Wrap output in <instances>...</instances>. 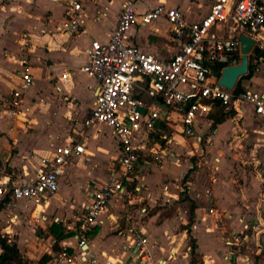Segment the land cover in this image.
<instances>
[{
  "label": "crops",
  "instance_id": "obj_1",
  "mask_svg": "<svg viewBox=\"0 0 264 264\" xmlns=\"http://www.w3.org/2000/svg\"><path fill=\"white\" fill-rule=\"evenodd\" d=\"M69 1L0 0V186L35 178L44 169L43 161L52 160L59 147L81 141L86 147L84 155L67 163L59 190L47 203L36 205L0 196V233L11 235L9 230L17 226L20 233L10 242L24 249L29 246L32 229L35 245L47 239L43 255L50 256L55 253L51 245L55 240L59 247L66 245L71 252H80V219L94 190L109 181L112 171L118 168L120 157L111 129L99 125L88 130L84 126L100 84L82 68L88 61L85 51L92 41L110 40L126 0H88L84 25L77 33L62 30ZM162 1L194 23L208 15L216 0H137L136 11L144 14ZM23 35L29 37L24 49ZM126 42L161 60L177 53L165 19L148 25L138 22L128 32ZM22 59L28 61L35 82L24 97V116L12 119L5 109L10 93L20 83ZM261 59L251 82L243 85L264 94V57ZM66 71L70 78L63 80ZM219 107L222 106L216 105L208 117L199 121L194 138L186 137L176 121L161 122L166 131L178 132L174 143L167 147L168 157L160 162L142 159L132 176L135 186L111 202L88 235L86 249L98 264H106L108 259L113 264L140 263L134 243L141 237L148 238L154 261L166 260L176 252L177 259L168 264H193L189 247L194 244L201 264H227L224 233L253 232L264 227L263 162L254 160L258 185L249 191L238 189L231 178L236 162L248 164L243 158L244 141L251 135L257 141L264 140V129L257 124L264 119L245 106L243 117L235 115V120L228 118L213 128L212 116L219 117ZM191 139L195 140V149L187 147ZM206 153L214 156L213 161L205 159ZM194 157L198 158L196 164ZM203 165L208 168L201 169ZM257 192L253 203L252 196ZM22 213L30 215V219L25 216L24 221ZM52 215L57 216L54 221L50 219ZM37 216L43 218L39 224L34 220ZM54 224H60L71 236L54 238L50 234ZM261 242L264 234L258 246L251 244L245 253L250 261L246 262L244 255L238 264H255ZM28 255L31 258L34 253Z\"/></svg>",
  "mask_w": 264,
  "mask_h": 264
},
{
  "label": "built area",
  "instance_id": "obj_2",
  "mask_svg": "<svg viewBox=\"0 0 264 264\" xmlns=\"http://www.w3.org/2000/svg\"><path fill=\"white\" fill-rule=\"evenodd\" d=\"M87 1H69L63 31L77 33L83 27ZM136 1L124 2L108 42L94 40L85 51L88 61L82 71L98 80L100 88L84 126L88 130L99 125L111 129L120 148L119 166L112 171L109 181L94 190L80 219L77 230L80 252H70L68 246L62 245L56 264H98L86 249L88 235L111 202L126 193L142 159L160 162L168 157L167 147L174 143L178 132L166 131L162 121L179 122L183 134L194 138L197 124L208 117L216 105L226 112L235 110L239 119L246 111L245 106H250L256 116L264 119L263 93L244 85L239 93L235 92L236 88L228 90L219 85L220 77L216 75L240 64V36L254 39L256 46L264 51V0H216L208 15L194 23L164 1L140 15ZM160 19L169 23L172 41L177 47V53L168 60L126 42L135 24L148 25ZM28 39V35H23V49L28 46ZM20 64V83L10 93L5 109V114L12 119L24 116V97L35 82L28 61L22 59ZM69 78L70 73L66 71L62 79ZM85 152L82 141L57 148L52 160L43 161L44 169L35 178L0 186V196L33 201L36 205L47 203L57 194L67 163ZM34 220L39 224L43 218L37 216ZM263 232L264 227L253 232L224 233L225 262L238 264L251 244L258 246ZM134 247L141 264H168L177 259V253L173 252L166 260L154 261L147 237L136 239ZM244 257L246 262L250 261L249 256ZM106 264L113 261L108 259Z\"/></svg>",
  "mask_w": 264,
  "mask_h": 264
},
{
  "label": "rangeland",
  "instance_id": "obj_3",
  "mask_svg": "<svg viewBox=\"0 0 264 264\" xmlns=\"http://www.w3.org/2000/svg\"><path fill=\"white\" fill-rule=\"evenodd\" d=\"M250 63L252 65H254L255 69H254V73L256 72V70L258 69V66L262 63V59L258 56H255L253 54L250 55ZM251 82V79H245L242 81V84H249ZM238 85V83H237ZM236 85V87H237ZM179 122H176V124L178 125ZM258 124V128H262L264 129V121L262 123H257ZM264 138V137H263ZM194 142L195 140L191 139L188 141L187 143V147L190 149H195L194 148ZM244 145L246 146V149L244 147V152L246 153V156L243 157L246 161H248V164H240L238 162H236V164L234 165V171L232 170L231 171V178L235 181V184H236V187L238 189H247L248 191L252 188H254L257 183L258 185V182H257V179H256V175H257V172H256V169L253 165L254 163V160H261L263 162V165L260 166V169L264 168V140L263 141H257L256 138H252V135L249 137V139H247L246 141H244ZM256 145H258L256 147ZM182 158H186V156L183 155ZM213 158L214 156H212L211 154H205V159L208 161H213ZM253 161V162H252ZM198 162V158L197 157H194L193 158V163L196 164ZM203 168H208L207 165H203L201 169ZM199 169V170H201ZM251 193V192H249ZM257 196H258V192L256 193V195L252 196V202L254 203V201L256 202L257 201ZM255 205V204H254ZM24 215V216H23ZM141 215H145L144 213H142ZM22 219L24 221H26L25 219L28 217V219H30V215H27V214H24L22 213ZM25 216H27L25 218ZM57 218L56 215H52L50 216V219L51 221H54V219ZM262 229V228H261ZM14 230V231H13ZM13 230H9V232L11 233V235L7 234V232L5 231H2V234L4 236H6L9 240L11 241H14L15 238H17V234L16 233H20L19 231V228H16L13 229ZM264 234V232H263ZM262 234V235H263ZM35 232L30 229V237L28 239H30L27 243V245L29 244V246L25 247L24 246V249H20L21 252L26 255L27 257H30L28 254L29 252L31 253H34L33 257L29 258L30 260V263L31 264H43L40 262V260L43 258V253H44V247L46 246V241L47 239H45L44 241L41 242V244H37L35 245L37 242L35 241ZM263 244H261L260 246V253L261 254H258L259 256H256L255 257V264H264L263 261H264V242H261ZM192 244V242H190V245ZM35 245V246H33ZM51 245L53 246H56L55 244H53V242L51 243ZM51 245H48V246H51ZM59 247V246H58ZM191 248H192V245H191ZM60 247L58 249V251H55L54 254H52L50 257H51V260L46 263V264H56V259L58 258V256L60 255ZM74 252V251H73ZM28 253V254H27ZM256 255V254H255ZM137 264H140L139 261H136ZM201 259L200 258H197L196 259V264H201Z\"/></svg>",
  "mask_w": 264,
  "mask_h": 264
},
{
  "label": "trees",
  "instance_id": "obj_4",
  "mask_svg": "<svg viewBox=\"0 0 264 264\" xmlns=\"http://www.w3.org/2000/svg\"><path fill=\"white\" fill-rule=\"evenodd\" d=\"M258 57H264V51L263 54H261ZM254 65L250 63L249 66V72L246 76L242 77L238 85L235 89L236 93H239L244 90L242 81L245 79H252L254 76ZM219 117H213L214 119V125L213 128L216 127V125L223 123L226 119L234 117L236 115V111L232 110L230 112H226L223 107H219V111L217 112ZM135 186V182H132L128 184V189H131ZM50 234L56 238L57 240H63L71 236V234H67L64 232L63 228L60 226V224H54L50 228ZM59 247L56 245L54 251H58ZM61 250V248H60ZM196 246L193 244L192 247V254L194 256V262L196 263V259L198 256L196 255ZM71 252V251H70ZM51 260L50 255H44L43 258L40 260L41 263L46 264ZM193 262V264H195ZM0 264H31L29 258L24 255L21 250L19 249L18 245L16 243L10 242V240L6 237H4L0 233Z\"/></svg>",
  "mask_w": 264,
  "mask_h": 264
},
{
  "label": "water",
  "instance_id": "obj_5",
  "mask_svg": "<svg viewBox=\"0 0 264 264\" xmlns=\"http://www.w3.org/2000/svg\"><path fill=\"white\" fill-rule=\"evenodd\" d=\"M239 40L241 42L242 54L240 64L225 68L221 75L216 73V75L220 77L219 85L228 90H234L239 80L248 74L250 55L260 56L263 54V50L256 46V41L254 39L242 35ZM143 113H145V111H143Z\"/></svg>",
  "mask_w": 264,
  "mask_h": 264
}]
</instances>
